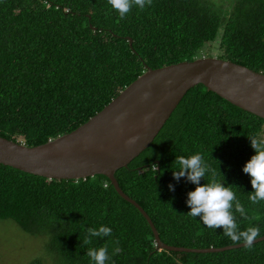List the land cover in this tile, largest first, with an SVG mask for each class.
<instances>
[{"label":"trees","instance_id":"trees-1","mask_svg":"<svg viewBox=\"0 0 264 264\" xmlns=\"http://www.w3.org/2000/svg\"><path fill=\"white\" fill-rule=\"evenodd\" d=\"M118 18L107 0H0V137L34 147L67 134L147 69L206 56L264 74V0H153ZM255 134H264L263 119L199 84L149 147L114 176L163 244L234 245L222 229L187 215V193L195 185L173 179L176 157L199 153L243 204L248 219L234 213L240 230L258 227L262 237L264 201L250 202V177L242 171L255 155L248 139ZM210 178L206 174L201 185ZM0 220L45 236L44 250L58 264H93L87 250L104 245L108 264H264V241L220 252L158 250L146 219L103 175L48 180L0 164ZM100 226L111 228V235L84 244L86 229Z\"/></svg>","mask_w":264,"mask_h":264},{"label":"water","instance_id":"water-1","mask_svg":"<svg viewBox=\"0 0 264 264\" xmlns=\"http://www.w3.org/2000/svg\"><path fill=\"white\" fill-rule=\"evenodd\" d=\"M199 84L264 120V74L216 57H201L147 69L85 123L44 144L28 147L0 137V164L48 180L105 176L146 219L158 250L207 253L243 247V242L207 249L163 244L149 216L123 193L114 176L149 147L185 93ZM132 137L138 138L136 143L128 144ZM260 241L264 236L254 243Z\"/></svg>","mask_w":264,"mask_h":264},{"label":"clouds","instance_id":"clouds-1","mask_svg":"<svg viewBox=\"0 0 264 264\" xmlns=\"http://www.w3.org/2000/svg\"><path fill=\"white\" fill-rule=\"evenodd\" d=\"M107 3L118 13L119 18L116 22L119 23L127 17L133 6L143 11L147 6L152 5L153 0H107ZM144 98L147 99V94ZM137 139L132 137L127 143L135 144ZM248 139L255 155L246 162L242 171L250 177L253 189L248 198L252 204H257L264 201V135L255 134ZM174 163L178 166V170L173 172V179L179 182L181 178H185L187 182L195 185V189L187 193L186 204L190 208L187 215L199 217L202 224L209 229H222L223 235L230 238L234 245H241L243 241V247L250 249L260 236V229L250 226L240 230L234 213H239L243 219H248V216L243 204L237 199L233 187L225 186L224 182H218L215 179L216 170L211 168L199 153L187 158L177 156ZM151 168L157 172L156 165H152ZM208 173L211 174L209 182L201 185V180H204ZM168 187L170 191L175 190L172 184ZM86 231L84 244H90L92 237L102 238L112 233V229L106 226H100L98 229L88 228ZM119 251L117 247L113 250V254ZM86 255L93 264H108L110 260L107 245L89 248Z\"/></svg>","mask_w":264,"mask_h":264},{"label":"rangeland","instance_id":"rangeland-1","mask_svg":"<svg viewBox=\"0 0 264 264\" xmlns=\"http://www.w3.org/2000/svg\"><path fill=\"white\" fill-rule=\"evenodd\" d=\"M214 1L227 5L230 0ZM207 53V50L202 52ZM216 54L212 50V55ZM45 239V236H29L13 222L0 220V264H29L34 260L39 264H58L56 256L44 250Z\"/></svg>","mask_w":264,"mask_h":264}]
</instances>
